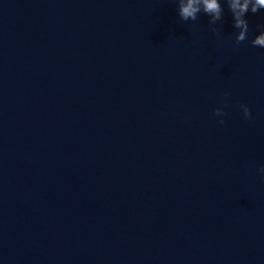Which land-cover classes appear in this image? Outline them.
I'll return each instance as SVG.
<instances>
[{"label": "water", "instance_id": "95a60500", "mask_svg": "<svg viewBox=\"0 0 264 264\" xmlns=\"http://www.w3.org/2000/svg\"><path fill=\"white\" fill-rule=\"evenodd\" d=\"M221 3L0 0V264H264V9Z\"/></svg>", "mask_w": 264, "mask_h": 264}, {"label": "clouds", "instance_id": "9594fccd", "mask_svg": "<svg viewBox=\"0 0 264 264\" xmlns=\"http://www.w3.org/2000/svg\"><path fill=\"white\" fill-rule=\"evenodd\" d=\"M177 3L178 16L181 21L195 22L199 14L203 13L209 17L210 31L218 34L215 25L218 21H222L224 11L221 0H177ZM224 3L227 4L228 10L232 14L233 27L239 29V32L235 35V42L240 44L248 38L249 24L245 18L246 14L249 12L256 14L264 9V0H224ZM258 27L261 28V31L251 40V44L254 47L264 48V26ZM224 95L227 97L229 94L224 93ZM225 106H227L226 103ZM240 107L243 109L244 117L250 119L251 115L248 107L244 104H241ZM214 115L222 116L225 113L222 109L217 108L214 110ZM223 122V120L220 121L221 124ZM259 172L264 174V167H261Z\"/></svg>", "mask_w": 264, "mask_h": 264}]
</instances>
